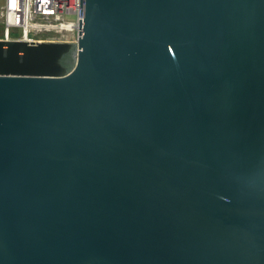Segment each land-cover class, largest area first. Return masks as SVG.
Instances as JSON below:
<instances>
[{"label":"water","instance_id":"95a60500","mask_svg":"<svg viewBox=\"0 0 264 264\" xmlns=\"http://www.w3.org/2000/svg\"><path fill=\"white\" fill-rule=\"evenodd\" d=\"M0 264H264V0L0 39Z\"/></svg>","mask_w":264,"mask_h":264},{"label":"built area","instance_id":"2783aa9c","mask_svg":"<svg viewBox=\"0 0 264 264\" xmlns=\"http://www.w3.org/2000/svg\"><path fill=\"white\" fill-rule=\"evenodd\" d=\"M80 20L81 0H0L3 40L78 44Z\"/></svg>","mask_w":264,"mask_h":264},{"label":"rangeland","instance_id":"374dc122","mask_svg":"<svg viewBox=\"0 0 264 264\" xmlns=\"http://www.w3.org/2000/svg\"><path fill=\"white\" fill-rule=\"evenodd\" d=\"M3 28L0 26V39L2 38V36H3Z\"/></svg>","mask_w":264,"mask_h":264}]
</instances>
